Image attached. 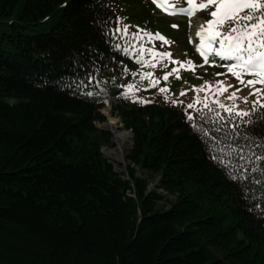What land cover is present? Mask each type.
Here are the masks:
<instances>
[{
  "label": "trees",
  "instance_id": "1",
  "mask_svg": "<svg viewBox=\"0 0 264 264\" xmlns=\"http://www.w3.org/2000/svg\"><path fill=\"white\" fill-rule=\"evenodd\" d=\"M6 17L0 264H264L263 113L210 121L115 91L132 132L124 172L101 153L98 82L131 65L137 39L117 28L153 32L148 0H0Z\"/></svg>",
  "mask_w": 264,
  "mask_h": 264
},
{
  "label": "snow or ice",
  "instance_id": "2",
  "mask_svg": "<svg viewBox=\"0 0 264 264\" xmlns=\"http://www.w3.org/2000/svg\"><path fill=\"white\" fill-rule=\"evenodd\" d=\"M188 8H179L170 12L172 7L169 4V0H153V3L160 7L169 14H182L187 13L190 17L193 15V9L209 11L210 19H208L205 25H201L197 31V36L200 39L199 45H197V51H199L202 57L203 64H209L214 66L217 63V58L220 61H228L229 63L223 65L226 67L227 73H230L239 84L242 86L251 87L253 90L249 95H255L256 100L253 101V106L258 103L264 106V99H261L264 92L261 88H256L255 85L259 84L264 87V0H186ZM172 27H178V25H172ZM117 32L123 31L125 35H128L127 26L123 28H117ZM143 31V30H142ZM134 38H140V33H132ZM149 40L153 38L152 33L145 32ZM155 38L168 43L165 37L156 33ZM119 47V45H117ZM128 51V48L124 49ZM149 52L153 57L163 60L169 58L170 62L180 67L172 68L171 72H166L163 76L165 81L168 80L169 75L176 74V78L179 79L180 68L186 71H195L197 65L195 62L188 60L186 62L173 60L170 52H159L152 48L145 49L143 45L139 48L138 62L142 64H148L151 67H155L154 63L148 60H144V52ZM200 65V66H203ZM217 75H223L217 73ZM153 74L151 72H143L141 79L151 78ZM250 76L251 79L245 81L244 77ZM159 84V80L149 79V85L155 87ZM205 86H193L196 92L211 91L213 85L211 82H205ZM129 90L134 88V85L129 84ZM229 88H233L234 91L227 97L232 101L231 105H225L217 98L219 95L227 92ZM242 88H236L234 85L225 84L223 81L216 82V91L212 93V99L209 101L208 97H205L203 103L197 97L195 103H189L188 109H195L197 113H203L210 121H216L224 119L221 111L226 112L227 119H243L249 116V111L240 109L239 105L235 101L242 99L244 103L248 102V97H239L238 93ZM161 93L169 91L167 87L159 89ZM188 90H184L180 95H185ZM128 93H125L127 95ZM91 95V93H89ZM167 100V97H165ZM148 102V101H141ZM172 103H180V101L173 100ZM202 107H196L201 104ZM206 110V111H205ZM186 118L192 121L194 117L191 113L187 114ZM219 131V128L216 129ZM258 147H264L259 145ZM242 152L243 149H240ZM240 160H244V156L239 157ZM256 159L264 160V157L257 156Z\"/></svg>",
  "mask_w": 264,
  "mask_h": 264
},
{
  "label": "rangeland",
  "instance_id": "3",
  "mask_svg": "<svg viewBox=\"0 0 264 264\" xmlns=\"http://www.w3.org/2000/svg\"><path fill=\"white\" fill-rule=\"evenodd\" d=\"M160 16L159 14H157ZM192 19V20H190ZM202 19V18H201ZM200 18L192 16L191 18H158L155 20V26L152 29L153 32H150L153 34V38L151 39L150 47L148 48H153L155 51L159 52H165L167 49H179L177 52H170L172 54V59L173 60H178L182 62H186L188 60H191L193 62H196L198 59L190 57L187 54V49H186V44L189 46V40L192 42L195 37L197 36V29L200 26ZM12 19L6 17V18H0V35L2 33L7 32L8 30V25L9 22H11ZM127 26V32L130 30H133L135 27L131 26L128 23H125L124 26ZM172 25H178V27H172ZM48 25H40L38 27L39 30H46L48 29ZM145 31V30H144ZM159 33L163 37L166 38L168 43H165L164 41H161L157 38H154L155 34ZM141 36H144V33H140ZM186 41H185V38ZM149 39V38H148ZM189 39V40H188ZM186 42V43H185ZM5 47V46H4ZM145 48V47H144ZM146 49V48H145ZM158 49V50H156ZM169 52V51H166ZM133 53H136L135 57L138 58L139 56V49L134 50ZM144 60H148L151 63L155 64V67H151L148 64H144L141 67L142 72H151L153 76L151 78H145L141 79V77H136L132 79V85H134V88L131 90L132 94H136L141 101H150L152 100V97H158L159 100H161V94L165 95V97L169 98L170 100H176L180 101L178 104H182L184 106H187L189 103H195L197 97H199L200 101L203 103L205 100V97L207 96L209 101L212 99V93L216 91V82L217 81H223L225 84H231L234 85L236 88H242V90L238 93V96L243 98V97H248V102L244 103L242 99L235 101L236 104L239 105L240 109L248 110L250 114L260 112L263 113L264 116V106H261L259 103L255 105V108L253 106V101L257 99L255 95H249V93L253 90L251 87L248 86H242L237 82V80L231 76L230 73H225L224 71L222 72L223 75L219 76L216 75V73H210L209 71L212 70L211 65L209 64H203V62L197 63V67L195 71H186L183 68H180L179 71V76L180 78H176V74L173 73L172 75H169L168 80L165 81L163 79V76L166 72H171L172 68L174 67H180L179 65L173 64L170 62L169 58H164L163 60H160L158 58L153 57L149 52L145 51L144 52ZM131 65H127V70L134 72L136 71L135 68H133V64L131 61H129ZM203 66H200L202 65ZM208 65L210 66L208 69ZM118 67H121L118 65ZM220 68H223L224 66L220 65ZM201 69V70H198ZM219 69V68H217ZM218 72V71H217ZM118 74L120 72H117L114 70L113 72H103L101 74V79L99 80L98 84L101 88V90L105 94H110L114 91L117 90L118 86H122V81L119 79ZM252 77L250 76H245L244 79L245 81L247 79H251ZM149 79L152 80H159V84H157L155 87H152L149 85ZM205 82H211L213 85V88L211 91H205L201 90L199 92H196L193 89V86H205ZM162 87H167L169 89L168 92L166 93H161L159 91L160 88ZM256 88H261L264 89L261 85L257 84L255 85ZM184 90H188L185 95H180V93ZM234 91L233 88H229L227 92L223 93L222 95H219L217 98L220 100V102L224 103L225 105H231L233 102L228 100L227 97ZM136 92V93H134ZM263 92V91H262ZM261 99H264V96L262 95ZM201 103V104H202ZM200 105V104H198ZM105 108H108L111 112V117L115 120L114 125L116 126V130L118 132H126L129 133L131 138L128 140L130 143H132V132L125 129L122 125V121L119 116L116 115L115 113V106H107L101 109V114L105 118L103 121H97L95 123L96 127L99 129H104L100 127V124L105 122L106 120V115L104 113ZM220 110V109H219ZM223 111V110H220ZM117 121V122H116ZM107 130V129H105ZM109 131V130H108ZM102 132V131H100ZM104 133V132H103ZM108 136V143L103 145L101 151L102 154L105 156V153L110 156L112 159V162L109 161V159L106 157L105 159L112 164V166L117 170L118 172L122 173L124 172L123 170L119 169L121 167V164L119 163L120 160L113 159L111 153L110 155L108 152H114V154H118L120 157H122V160H124V157L129 153L127 150V145L126 147L122 150L123 152H119V145L114 142L113 140V135L110 134V132L107 134ZM128 144V143H127ZM116 147V148H115ZM114 161V162H113ZM117 162V163H116ZM120 164V165H118ZM125 165H126V160H125ZM153 182L150 183V188H152Z\"/></svg>",
  "mask_w": 264,
  "mask_h": 264
},
{
  "label": "bare ground",
  "instance_id": "4",
  "mask_svg": "<svg viewBox=\"0 0 264 264\" xmlns=\"http://www.w3.org/2000/svg\"><path fill=\"white\" fill-rule=\"evenodd\" d=\"M109 106H112V104H110ZM110 112L111 111L108 108H105L104 113L106 115V120H105V122L100 124V127L110 131V134L113 135L114 142L119 145V148H118L119 152L122 153L123 152L122 150L126 147V145H127V150L129 151L130 141L128 139L131 138V136L129 135V133L118 132V130H116V126L114 125L115 120L113 119V117H111ZM110 153L113 156L112 157L113 159L120 160L119 163L121 164V167L119 169L124 171L125 166H126L125 165V158H124V160H122V157H120L117 153L114 154V152H108L109 155H110ZM105 156L109 159L110 162H112V159L110 158V156H108L106 153H105ZM120 164H118V165H120Z\"/></svg>",
  "mask_w": 264,
  "mask_h": 264
},
{
  "label": "water",
  "instance_id": "5",
  "mask_svg": "<svg viewBox=\"0 0 264 264\" xmlns=\"http://www.w3.org/2000/svg\"><path fill=\"white\" fill-rule=\"evenodd\" d=\"M100 131H102V132H104V133H109L110 131H108V130H105V129H99ZM132 148V143H130V148H129V150ZM102 152V151H101ZM103 155V154H102ZM103 157L104 158H106L104 155H103ZM117 171V170H116Z\"/></svg>",
  "mask_w": 264,
  "mask_h": 264
}]
</instances>
